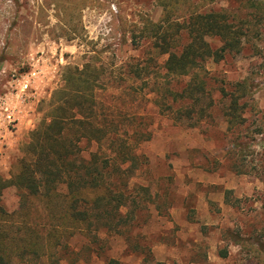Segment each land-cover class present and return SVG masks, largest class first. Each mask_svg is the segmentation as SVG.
Listing matches in <instances>:
<instances>
[{"label":"rangeland","instance_id":"374dc122","mask_svg":"<svg viewBox=\"0 0 264 264\" xmlns=\"http://www.w3.org/2000/svg\"><path fill=\"white\" fill-rule=\"evenodd\" d=\"M206 2L199 12L226 11L246 36L240 52L205 62L212 105L192 127L174 121L176 103L160 96L159 87H181L186 79L167 77L166 57L153 61L149 40L140 37L145 22L160 17L158 0H0V95L13 71H27L33 60H42L38 101L23 126L9 129L16 131L11 146H0V173L12 171L14 157L43 116L44 102L61 83V69L90 62L103 71L104 88L96 89L99 104L115 99L123 112L150 121L151 136L138 146L146 163L132 179L146 188L135 192L133 234L150 244L154 262L264 264V4L255 9L247 0ZM209 42L213 48L221 45L218 39ZM134 65L148 66L150 74L131 78ZM237 84L246 87L240 98L244 122L230 126L223 112ZM82 147L87 154L96 144ZM17 201L16 189H6L4 208L12 211ZM70 242L76 254L60 264H104L105 255L142 264L120 237L100 243L101 257L81 249L80 236Z\"/></svg>","mask_w":264,"mask_h":264},{"label":"trees","instance_id":"16d2710c","mask_svg":"<svg viewBox=\"0 0 264 264\" xmlns=\"http://www.w3.org/2000/svg\"><path fill=\"white\" fill-rule=\"evenodd\" d=\"M206 3L158 0L159 19L147 20L140 31V37L149 40L152 60L166 57L165 75L186 79L181 87L167 83L159 88L162 100L165 97L177 105L171 118L192 127L207 116L212 105L205 62L240 52L246 36L226 11L199 12L198 7ZM247 3L258 9L264 1ZM209 39H218L220 47L213 48ZM139 68L131 67V78L150 74L148 66ZM102 74L90 62L61 69V83L44 102L43 116L14 160L10 178L0 177V264H60L69 254H76L70 242L76 236L85 240L81 249L96 257L103 254L100 243L120 237L129 252L142 257V264H165L154 262L150 244L140 241L139 233L133 234L138 207L135 192L146 188L136 186L132 179L146 163L138 146L151 136L150 121L143 114L123 112L114 106L115 99L99 104L96 89L104 88ZM236 86L229 95L222 90L229 97L223 115L230 126L244 122L240 98L246 87ZM131 122L136 125L128 126ZM91 143L96 149L85 154L83 144ZM7 187L16 188L19 197L11 212L1 204ZM103 262L123 264L109 255L103 256Z\"/></svg>","mask_w":264,"mask_h":264},{"label":"built area","instance_id":"2783aa9c","mask_svg":"<svg viewBox=\"0 0 264 264\" xmlns=\"http://www.w3.org/2000/svg\"><path fill=\"white\" fill-rule=\"evenodd\" d=\"M39 70L13 71L9 77L6 93L0 95V125L7 129L17 126L19 107L35 95L33 81Z\"/></svg>","mask_w":264,"mask_h":264},{"label":"crops","instance_id":"0c3cea01","mask_svg":"<svg viewBox=\"0 0 264 264\" xmlns=\"http://www.w3.org/2000/svg\"><path fill=\"white\" fill-rule=\"evenodd\" d=\"M33 60V59H32ZM34 61V60H33ZM32 61V62H33ZM29 63V65L31 66L28 70H30V71H35V70H39L40 72H39V74H37L36 75V78H35V80L33 81V87H34V89H35V95H34V97L32 98V99H30V100H28V102H26L25 104H22V105H20V107H19V113H18V115H17V119H18V122H17V126L16 127H19V126H23V124H24V121H25V118H26V120L28 119V118H30V112H29V110H31V106L34 104V102H35V100H37L38 101V96H37V94H38V80H39V77H41L40 75L42 74V72H41V70H40V68L38 67L39 66V63L40 62H42V60H40V59H38L36 62H33V63ZM13 132L14 131H10L9 129H7L6 127H4V126H2V125H0V146L1 145H4V144H7L8 146H11V140L9 139L10 138V136H12L13 135ZM16 132V131H15ZM14 132V133H15ZM22 147V146H21ZM20 156V151H19V154L17 155V156H15L14 157V160L17 158V157H19ZM14 160H13V163H14ZM13 163H12V165H13ZM10 171H7L6 172V175H4V174H1L0 173V177H2L3 179H9L10 178V175H11V172L9 173ZM8 188H11V187H7V188H5L4 190H3V192H2V196H3V193L5 192V190L6 189H8ZM14 188V187H13ZM16 189V188H15ZM17 191V190H16ZM18 192V191H17ZM2 196H1V204H2ZM18 199H19V197H18ZM2 206H3V204H2ZM17 206H18V201H17ZM17 206H16V208H17ZM261 206H262V203H261ZM3 208H4V206H3ZM15 208V209H16ZM5 209V208H4ZM15 209H13V210H15ZM6 210V209H5ZM12 210V211H13ZM8 211V210H7ZM9 212H11V211H9Z\"/></svg>","mask_w":264,"mask_h":264}]
</instances>
